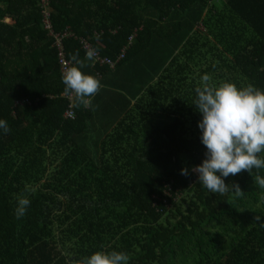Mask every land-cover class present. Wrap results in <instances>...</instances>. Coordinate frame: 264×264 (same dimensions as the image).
Returning a JSON list of instances; mask_svg holds the SVG:
<instances>
[{
  "label": "trees",
  "instance_id": "1",
  "mask_svg": "<svg viewBox=\"0 0 264 264\" xmlns=\"http://www.w3.org/2000/svg\"><path fill=\"white\" fill-rule=\"evenodd\" d=\"M215 1L51 0L70 63L85 60L82 39L114 63L85 60L101 82L86 108L64 91L41 0H0V264L97 251L127 264H264V168L230 174L223 195L191 171L207 151L193 105L202 77L264 90V0Z\"/></svg>",
  "mask_w": 264,
  "mask_h": 264
},
{
  "label": "clouds",
  "instance_id": "2",
  "mask_svg": "<svg viewBox=\"0 0 264 264\" xmlns=\"http://www.w3.org/2000/svg\"><path fill=\"white\" fill-rule=\"evenodd\" d=\"M94 56V49L86 50L85 60L91 61ZM71 60L62 73L64 91L73 98L74 106L90 107L91 98L100 90L101 82L97 76L82 71L86 64L78 58V53L72 54ZM209 80L210 77L204 75L202 86L195 89L197 96L193 105L202 114L198 127L207 151L202 162L191 171L198 175V182L209 192L223 195L230 190L225 183L230 174L236 175L243 170L251 174L253 168H264V158L258 156L264 152V90L252 84L238 87L233 82L213 86ZM0 129L5 133L10 131L3 119H0ZM181 175L188 176L189 169L182 168ZM254 179L264 189V177L257 175ZM231 190L234 197L244 194L235 182L231 183ZM29 205L26 196L18 199L15 210L18 219L26 214ZM128 260L124 252L97 251L75 264H127Z\"/></svg>",
  "mask_w": 264,
  "mask_h": 264
},
{
  "label": "built area",
  "instance_id": "3",
  "mask_svg": "<svg viewBox=\"0 0 264 264\" xmlns=\"http://www.w3.org/2000/svg\"><path fill=\"white\" fill-rule=\"evenodd\" d=\"M42 5H43V15H44V28L49 31L50 36L55 38L56 40V46L59 48V56H60V62L62 65V71H64L66 65H70V61L66 58V49H65V37L66 35H62L57 33L54 30V26L52 23V7H51V0H42ZM136 39V34H133L129 38L130 44L133 42V40ZM82 47L86 51L88 49H93L92 45L87 41L82 39L81 40ZM95 50V49H94ZM125 55V50L121 53L120 58H123ZM94 58L100 62L102 65H109L110 68L111 66L114 65V63L109 59V58H104L101 57L100 53L95 50V56ZM71 99L72 97L69 96ZM65 117L68 119H75L76 114L74 111V108L72 105L69 106L68 110L66 111Z\"/></svg>",
  "mask_w": 264,
  "mask_h": 264
},
{
  "label": "crops",
  "instance_id": "4",
  "mask_svg": "<svg viewBox=\"0 0 264 264\" xmlns=\"http://www.w3.org/2000/svg\"><path fill=\"white\" fill-rule=\"evenodd\" d=\"M225 1V0H224ZM41 7H42V14H43V5H42V0H41ZM5 20V22H7V23H10L11 22V19H9V18H6V19H4ZM52 23H53V18H52ZM43 26H44V15H43ZM53 26H54V23H53ZM45 29V28H44ZM46 30V29H45ZM54 30H55V27H54ZM47 31V30H46ZM48 32V35L50 36V33H49V31H47ZM83 72H85V73H87L88 72V68H84L83 69ZM88 74V73H87Z\"/></svg>",
  "mask_w": 264,
  "mask_h": 264
},
{
  "label": "rangeland",
  "instance_id": "5",
  "mask_svg": "<svg viewBox=\"0 0 264 264\" xmlns=\"http://www.w3.org/2000/svg\"><path fill=\"white\" fill-rule=\"evenodd\" d=\"M221 1H224V0H216L215 1V4L220 7L222 5Z\"/></svg>",
  "mask_w": 264,
  "mask_h": 264
}]
</instances>
